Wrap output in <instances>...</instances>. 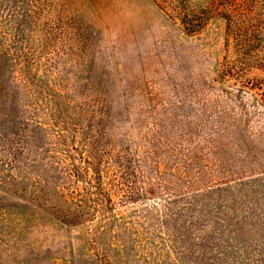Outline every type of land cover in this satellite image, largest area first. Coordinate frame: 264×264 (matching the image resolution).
I'll list each match as a JSON object with an SVG mask.
<instances>
[{
    "label": "rangeland",
    "instance_id": "374dc122",
    "mask_svg": "<svg viewBox=\"0 0 264 264\" xmlns=\"http://www.w3.org/2000/svg\"><path fill=\"white\" fill-rule=\"evenodd\" d=\"M225 25L0 0V264H264V69L220 74Z\"/></svg>",
    "mask_w": 264,
    "mask_h": 264
},
{
    "label": "trees",
    "instance_id": "16d2710c",
    "mask_svg": "<svg viewBox=\"0 0 264 264\" xmlns=\"http://www.w3.org/2000/svg\"><path fill=\"white\" fill-rule=\"evenodd\" d=\"M174 16L189 34L199 32L209 19L224 18L226 50L235 53L225 57L220 74H230L248 68L264 69V0H154ZM241 66L236 68L235 64Z\"/></svg>",
    "mask_w": 264,
    "mask_h": 264
}]
</instances>
